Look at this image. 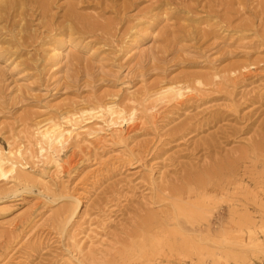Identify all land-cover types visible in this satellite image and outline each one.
Masks as SVG:
<instances>
[{"label":"rangeland","instance_id":"374dc122","mask_svg":"<svg viewBox=\"0 0 264 264\" xmlns=\"http://www.w3.org/2000/svg\"><path fill=\"white\" fill-rule=\"evenodd\" d=\"M100 102L0 180V264H264V0H0V145Z\"/></svg>","mask_w":264,"mask_h":264},{"label":"bare ground","instance_id":"6f19581e","mask_svg":"<svg viewBox=\"0 0 264 264\" xmlns=\"http://www.w3.org/2000/svg\"><path fill=\"white\" fill-rule=\"evenodd\" d=\"M54 55L61 57L58 49L54 50ZM56 57V58H57ZM68 58V55H64ZM191 89L182 87L179 84H169L161 87L154 94L159 98L160 103H165L171 98L179 99L185 96ZM17 95L21 93V89L17 88L15 91ZM60 118L48 117L43 120H37L30 128V139L20 135H14L8 142V149L0 145V180H14L17 182L28 181L31 174L27 173L30 168V163L33 162L35 166L42 165L45 168L55 169L58 172L62 170V159L60 153L66 148L72 140H78L85 128L84 123H91L93 120H104L108 117L111 125L120 127L118 120L125 121L123 112H117L114 108L105 102L97 104H84L82 107L73 108L63 113ZM130 118L134 120L136 112L131 113ZM116 119V120H115ZM24 134V133H23ZM26 135V134H24ZM26 139V140H25ZM41 182H46L45 175L39 177ZM79 202L75 203L71 209L67 221H71ZM190 206H181V210L188 209ZM149 222H153L149 218ZM254 233L250 234V244H256V229H251Z\"/></svg>","mask_w":264,"mask_h":264}]
</instances>
